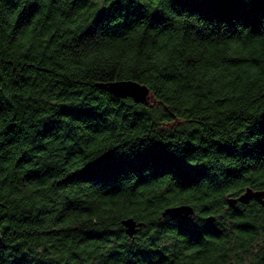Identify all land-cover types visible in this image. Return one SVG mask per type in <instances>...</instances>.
<instances>
[{
	"label": "trees",
	"instance_id": "obj_1",
	"mask_svg": "<svg viewBox=\"0 0 264 264\" xmlns=\"http://www.w3.org/2000/svg\"><path fill=\"white\" fill-rule=\"evenodd\" d=\"M247 186L264 0H0V264H264V203H227Z\"/></svg>",
	"mask_w": 264,
	"mask_h": 264
},
{
	"label": "water",
	"instance_id": "obj_2",
	"mask_svg": "<svg viewBox=\"0 0 264 264\" xmlns=\"http://www.w3.org/2000/svg\"><path fill=\"white\" fill-rule=\"evenodd\" d=\"M100 85L117 95H129L137 101L144 100L149 93V88L145 84H141L134 80H119L102 83ZM252 198L264 203V188L254 189L247 186L240 194L227 197V203L229 206H234L237 201L248 202ZM192 213L193 207L187 203L166 206L161 212L163 216L168 214L171 216L179 215L180 217H186ZM207 219L213 220V217L210 215ZM121 222L124 224V229L129 235H133L137 228L142 224V220H135L132 216L123 218Z\"/></svg>",
	"mask_w": 264,
	"mask_h": 264
}]
</instances>
